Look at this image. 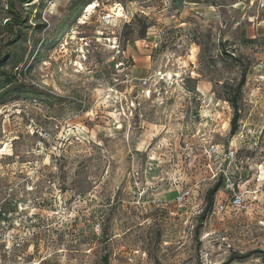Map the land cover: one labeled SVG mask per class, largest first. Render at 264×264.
I'll use <instances>...</instances> for the list:
<instances>
[{"label": "rangeland", "instance_id": "rangeland-1", "mask_svg": "<svg viewBox=\"0 0 264 264\" xmlns=\"http://www.w3.org/2000/svg\"><path fill=\"white\" fill-rule=\"evenodd\" d=\"M263 21L264 0H0V264H264Z\"/></svg>", "mask_w": 264, "mask_h": 264}, {"label": "trees", "instance_id": "trees-1", "mask_svg": "<svg viewBox=\"0 0 264 264\" xmlns=\"http://www.w3.org/2000/svg\"><path fill=\"white\" fill-rule=\"evenodd\" d=\"M19 1L22 4H27V3H30L32 0H19ZM10 10H12L16 14V17L15 18H8L5 25H4V29L8 33H11V35H12V39H9L8 42H10V44H14L19 37L17 36V33L16 34L14 33L13 26L17 25L20 27H24L26 23H25L24 18L19 13L14 11L13 5L10 8ZM9 60H10V58L7 56H0V93L2 90H5L10 86L20 85V79H19L18 75L12 74V73L8 72L6 69V66H7ZM21 73H23V72H21ZM246 77H247L246 72H243L242 77L240 79V83L235 88L236 93H234L233 96L230 99H228V102L230 103V105L232 106V108L234 110V116H233L232 121H231V134L232 135H235L239 129V121H240L241 115H240V109H239V103L238 102H239V99H240L241 94H242V88L246 82ZM1 83H3V85ZM3 96H4V94H3ZM222 184H223L222 181L219 180L211 189L208 190L207 196H206L207 205H206L205 209L203 210V212L200 214L199 227H201L204 224L208 215L212 211L214 203H215V196L218 193V191L221 189ZM251 254L252 253H246V254L233 253L231 258L233 260L237 259V260L242 261V260H245V259H248L249 257H251Z\"/></svg>", "mask_w": 264, "mask_h": 264}, {"label": "built area", "instance_id": "built-area-1", "mask_svg": "<svg viewBox=\"0 0 264 264\" xmlns=\"http://www.w3.org/2000/svg\"><path fill=\"white\" fill-rule=\"evenodd\" d=\"M146 84V83H145ZM216 150V149H215ZM234 154L235 153H231V154H229V156H227L226 158L228 159V158H231V156H234ZM223 164H221L220 165V171L222 172L223 171ZM188 195V193L184 196V197H186ZM184 197H183V199H184ZM233 201H232V203H233V205H235V206H237V207H242L243 206V204H244V200H243V197L242 196H235V197H233V199H232ZM225 209H226V204H224V203H222L220 206H219V208H218V211L219 212H223V211H225Z\"/></svg>", "mask_w": 264, "mask_h": 264}, {"label": "bare ground", "instance_id": "bare-ground-1", "mask_svg": "<svg viewBox=\"0 0 264 264\" xmlns=\"http://www.w3.org/2000/svg\"><path fill=\"white\" fill-rule=\"evenodd\" d=\"M95 7H96V5L93 4V5L90 7V9H89L88 12H90V11L93 10V9H95ZM121 13H122V12L120 11V12H118L117 14H116V13H115V14H116L117 16H121V15H122ZM110 16H111V15H110ZM85 19H86L85 17L81 19V21H80V25H82V22H83ZM86 20H87V19H86ZM245 192H246V191H245ZM252 205H253V204H252ZM248 209H249V208H248ZM248 209H247V210H248Z\"/></svg>", "mask_w": 264, "mask_h": 264}, {"label": "crops", "instance_id": "crops-1", "mask_svg": "<svg viewBox=\"0 0 264 264\" xmlns=\"http://www.w3.org/2000/svg\"><path fill=\"white\" fill-rule=\"evenodd\" d=\"M264 22V21H263ZM258 28V30H259V26L257 27ZM264 35V32L262 33V36Z\"/></svg>", "mask_w": 264, "mask_h": 264}]
</instances>
